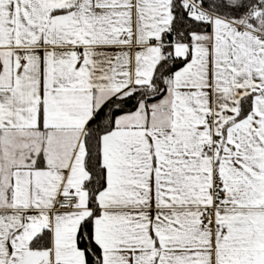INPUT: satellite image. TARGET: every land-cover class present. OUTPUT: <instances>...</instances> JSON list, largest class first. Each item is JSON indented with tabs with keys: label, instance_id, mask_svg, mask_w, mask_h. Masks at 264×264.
<instances>
[{
	"label": "snow or ice",
	"instance_id": "1",
	"mask_svg": "<svg viewBox=\"0 0 264 264\" xmlns=\"http://www.w3.org/2000/svg\"><path fill=\"white\" fill-rule=\"evenodd\" d=\"M0 264H264V0H0Z\"/></svg>",
	"mask_w": 264,
	"mask_h": 264
}]
</instances>
